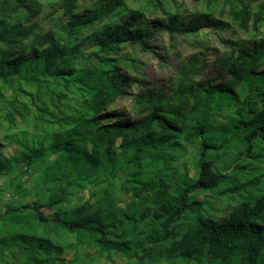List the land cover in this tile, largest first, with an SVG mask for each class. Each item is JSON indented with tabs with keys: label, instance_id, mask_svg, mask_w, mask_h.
<instances>
[{
	"label": "trees",
	"instance_id": "trees-1",
	"mask_svg": "<svg viewBox=\"0 0 264 264\" xmlns=\"http://www.w3.org/2000/svg\"><path fill=\"white\" fill-rule=\"evenodd\" d=\"M144 1L146 10L157 8L165 14L166 5L175 2ZM224 1L231 19L249 36L224 41L228 50L214 60L211 80H188L196 69L188 62L171 96L137 95L138 114L144 118L129 122L122 114L111 119L115 96L136 81L116 66L118 48L129 44L147 49V40L157 32H222L227 22L216 20L210 7L183 18L174 13L164 21H147L142 11L126 7L122 0H99L81 15L73 13L76 0H57L61 16L68 17L64 22L58 18L67 36L105 19L85 37L95 50L87 53L51 31L34 34L29 23L37 14L36 0H0V104L6 105L9 126L15 117L31 115L33 121L31 133L3 137L15 151L6 155L0 149V176L44 163L34 184L36 193L46 197L43 206L54 209L88 187L89 200L95 198L79 199L48 216L37 199L5 204L0 213V264H66L64 255L70 252L69 264H83L82 257H88L84 249L105 254L112 263V255L119 254L130 264L161 259L264 264V191L256 193L262 175L258 167L243 163L264 162V0ZM30 37L33 44L27 45ZM57 86L62 90L55 92ZM5 89L11 91L9 100ZM22 96L28 104L18 99ZM224 110L227 116L221 115ZM183 143L194 149L192 177L185 166L174 165ZM220 188L238 198L225 217H198L175 228L177 220L199 209L192 199L195 193ZM118 194L128 195L131 204L119 207ZM146 220L148 229L137 232V224ZM59 232L73 241L55 242L52 235Z\"/></svg>",
	"mask_w": 264,
	"mask_h": 264
},
{
	"label": "rangeland",
	"instance_id": "rangeland-1",
	"mask_svg": "<svg viewBox=\"0 0 264 264\" xmlns=\"http://www.w3.org/2000/svg\"><path fill=\"white\" fill-rule=\"evenodd\" d=\"M57 0H36L37 14L32 18L29 24L34 28L35 35H43L49 31L53 32L56 36L69 45L75 43L79 48L87 53H93L95 50L92 48L91 43L85 40V37L96 27L102 25L105 19L95 22L92 27L85 28L82 32L73 34L71 36L65 35L58 26V18L61 17L62 21H66L68 17L61 16V10L58 5H55ZM99 0H76L73 13L83 14L91 10L96 2ZM126 7L134 10L142 11L143 18L147 21H164L169 16L177 13L180 17L191 16L200 12H204L207 8L213 10V16L216 20L227 22L228 28L225 31L217 32L212 30H201L196 36H181L170 35L166 32H157L147 40V49H143L138 45L124 44L118 48L116 57L118 61L116 66L125 73L129 78L136 79L135 82H130L126 92L122 95L115 96L114 103L110 106V111H113L111 119L114 120L117 114L124 115V119L129 122H136L144 118V115H139L138 110L141 108L138 103L137 95L141 93L154 95L160 94L164 97L172 95V91L176 88V81L180 74L185 71L187 63L193 62L196 66L195 74L189 76L187 79L195 83H202L212 79L215 70L213 62L216 57L222 55L227 49L224 41L231 39H245L249 35L241 31L235 22L231 19L229 14L228 5L224 0H175L169 2L166 7L169 8V14H165L160 9H147L144 0H122ZM3 5L0 3V6ZM20 10H24L22 6ZM13 23L12 21L6 20ZM260 32L264 34V23L260 27ZM33 37H30L26 44H33ZM21 87L28 92H33V87ZM62 90L60 86L54 87V91ZM11 91L4 90V96L7 100L10 99ZM21 102L28 104L26 97L18 98ZM7 111L6 105L0 104V149L6 154L10 155L15 151V148L8 145L3 141V137L18 131H25L31 133L32 131V118L28 115L25 119L14 118V123L9 126L5 120V113ZM228 110H224L221 115L227 116ZM221 116V117H222ZM222 121V118H218ZM184 151L176 153L177 159L174 165L181 168L185 166L187 175L192 177L193 172V159L194 149L183 143ZM231 155V154H230ZM232 157V155L230 156ZM49 157V159H51ZM245 165L249 167H258V172L262 175L258 190L256 193L264 191V162L256 163L252 160H244ZM44 163L37 165L35 168L22 170L21 172L11 174L9 176H0V213L4 209L5 204L14 206L29 204L39 200L41 203L40 211L44 215H52L55 210L69 209L80 202L89 201V191L91 187L83 191H75L72 193L69 202L48 209L43 206L45 195L36 193L34 189L35 177L40 173ZM120 179V176H118ZM10 179H13V184H10ZM19 185V188H17ZM118 183H116V187ZM117 190V189H116ZM119 193V192H117ZM120 199L119 207L129 206L130 199L128 195L118 194ZM192 199L199 204V209L194 213L186 214L182 219L177 220L175 228L182 229L186 223L196 220L198 217H207L214 220H220L225 217L238 202L237 197H232L229 193H224L223 188L217 191L207 193H195ZM150 222L148 220L137 224L136 231L143 232L148 229ZM52 239L65 245L73 241V237L63 232L52 235ZM88 257H82L83 264H130L131 262L119 254H113V263L110 262L105 254L98 256L93 249H84ZM79 251V255L83 252ZM73 258L70 252L64 255V259L69 264ZM146 264H151L146 262ZM153 264H178L177 262H168L163 259L158 263Z\"/></svg>",
	"mask_w": 264,
	"mask_h": 264
}]
</instances>
